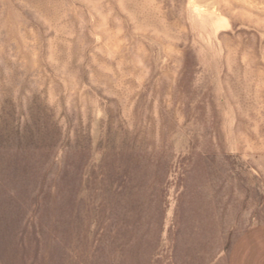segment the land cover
Returning a JSON list of instances; mask_svg holds the SVG:
<instances>
[{
  "label": "rangeland",
  "instance_id": "374dc122",
  "mask_svg": "<svg viewBox=\"0 0 264 264\" xmlns=\"http://www.w3.org/2000/svg\"><path fill=\"white\" fill-rule=\"evenodd\" d=\"M264 226V0H0V264H230Z\"/></svg>",
  "mask_w": 264,
  "mask_h": 264
},
{
  "label": "crops",
  "instance_id": "0c3cea01",
  "mask_svg": "<svg viewBox=\"0 0 264 264\" xmlns=\"http://www.w3.org/2000/svg\"><path fill=\"white\" fill-rule=\"evenodd\" d=\"M230 264H264V226L256 227L238 239Z\"/></svg>",
  "mask_w": 264,
  "mask_h": 264
}]
</instances>
